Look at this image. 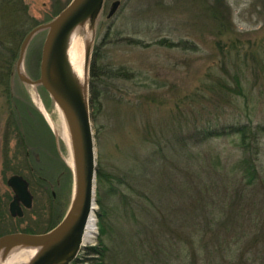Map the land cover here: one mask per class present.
Instances as JSON below:
<instances>
[{
  "label": "rangeland",
  "instance_id": "374dc122",
  "mask_svg": "<svg viewBox=\"0 0 264 264\" xmlns=\"http://www.w3.org/2000/svg\"><path fill=\"white\" fill-rule=\"evenodd\" d=\"M67 1L24 3L27 16L44 22ZM114 1H105L92 42L90 66L99 72L91 106L97 168L111 178L96 181L97 229L86 246L103 238L108 246L106 264L192 263L188 240L182 252L175 249L178 243L167 249L161 244L141 245L137 237L132 238L136 229L127 218V195L133 194L135 184L127 173L155 151L153 135L163 141L166 134L174 138L173 156L168 153L169 173L165 176L161 167L156 178H145L149 188H144L149 196L150 186L168 175L174 202L166 213L176 216L169 220L170 229L190 230L214 212L222 214L220 219L214 216V222L223 233L228 223L237 225L231 230L234 237L221 242L233 253L213 256L212 263L264 264V134L258 131L264 126V0H121L109 18ZM92 28L89 21L80 33L82 49L86 31ZM46 35L44 30L34 37L22 64L35 80L41 74ZM39 99L54 121L61 123L60 108L49 92L23 82L17 65L11 84H0V174L8 177L18 171L30 176L35 193L33 210L23 220L2 214L0 232L16 227L44 232L49 227L51 199L57 200L61 211L65 202L70 206L72 201L69 147L56 137ZM243 124L257 134L251 145L258 150L254 179L242 178L237 167L249 153L239 135L204 140L196 132L207 126ZM157 158L163 166V154ZM32 172L45 178H34ZM5 180L0 178V199L7 194L12 198ZM99 202L107 212L102 218ZM229 213L233 222L227 219ZM173 238L171 231L168 239ZM198 264L205 263L199 259Z\"/></svg>",
  "mask_w": 264,
  "mask_h": 264
},
{
  "label": "water",
  "instance_id": "95a60500",
  "mask_svg": "<svg viewBox=\"0 0 264 264\" xmlns=\"http://www.w3.org/2000/svg\"><path fill=\"white\" fill-rule=\"evenodd\" d=\"M105 1L71 0L54 19L33 28L23 40L17 61L20 79L34 86H43L67 118L75 152V167H71L74 175V190L66 215L50 231L13 232L1 236L0 251L3 252L4 260L9 256L10 247L15 242H22L28 248H37L27 264H69L77 257L81 248L86 246L85 234L91 215L97 209V160L88 81L93 46L91 44L86 54L87 95L73 77L66 56V46L71 31L79 23L90 21L94 29L96 18L103 9ZM120 5L121 0L113 2L108 13L109 18L117 12ZM44 30L47 31V35L42 48L41 74L40 78L35 80L27 74L26 77L23 75L22 64L29 44ZM95 34L94 29L93 40ZM55 135L57 137L56 132ZM8 185L15 193L10 203L11 214L23 216L21 203L26 208L33 206L29 183L23 176L16 174L9 178Z\"/></svg>",
  "mask_w": 264,
  "mask_h": 264
},
{
  "label": "trees",
  "instance_id": "16d2710c",
  "mask_svg": "<svg viewBox=\"0 0 264 264\" xmlns=\"http://www.w3.org/2000/svg\"><path fill=\"white\" fill-rule=\"evenodd\" d=\"M68 0L66 4H59V7H55L53 16H48L44 22H39L35 16H27L28 8L24 3V0H0V84L7 85L11 84V79L17 61L20 56V50L25 39L26 35L36 26L47 23L54 19L70 2ZM54 4V0H53ZM166 40H160V44H164ZM32 42V41H31ZM133 43L142 44L141 40H135ZM167 44V43H166ZM169 46L174 47L176 44L172 42L168 43ZM147 46V45H146ZM91 71V98L90 106L94 105V87L95 80L99 76V72L96 71L95 66L92 64L90 66ZM20 78V77H19ZM258 131L264 134V126L258 127ZM197 135L200 136L198 139H212L214 137H222L229 135H239L241 140V146L244 148L247 154L246 162L243 161L237 167L241 172H243V177L249 176L250 179H254V174L256 173L257 167L255 166V155L257 153V147H252L253 139L256 137V132L252 131L247 125H231V126H215V127H205L201 130H196ZM160 136L156 137L153 135L152 139L157 147L155 151L151 154L148 159H142L139 162V165L130 168V171L127 173V178H134L135 184H132L133 194L127 195V218L129 222L133 223L136 232L133 234L132 238L138 239V242L143 245L148 243L150 246H159L161 244L165 249L173 247L172 244L178 243L177 249L182 252L184 249V240H188L191 245V264H198V260L202 259L205 264H222L219 261L217 263H212L210 260L213 256H219L223 253L224 257L228 253H233V250H229L228 247L222 245L221 242L225 241L231 237L233 232L231 230H236L237 225L229 224L226 233H223V229L216 226L214 222V216L216 218H223L222 214L218 215L213 213L211 218L206 217L205 223H196L193 229L188 230H171L168 225L169 220L174 219L176 216L168 215L166 213L167 208H171L173 205L174 199L171 194L170 182L167 181V177L163 181L155 183L150 186L151 191L149 196L144 187L146 186L144 180L145 178H156L159 174L161 167L164 168V175L169 173V163L170 156L169 152L173 156V146L174 138H171L170 135L163 134L162 139ZM173 144V146H171ZM160 147H162L160 149ZM163 154L164 163L163 166L159 165L160 161L157 158V154ZM251 160V161H250ZM157 167V168H156ZM69 171V177L73 181V173ZM18 172V171H15ZM20 173V172H19ZM247 174V175H246ZM36 176V175H35ZM166 176V175H165ZM111 175L105 174L101 169L97 168V180L104 179L110 180ZM159 178V177H158ZM248 182L250 180L248 179ZM111 189V187H110ZM55 198L51 199V224L47 231H50L56 227L66 215L68 206L65 205L60 210V206L56 205ZM173 201V202H172ZM101 204V202H99ZM66 206V208H65ZM102 212L100 213L101 218L107 215L105 207L101 204ZM59 209V210H58ZM233 212V211H232ZM232 214H228L227 219L230 222H233ZM213 217V218H212ZM216 227V228H215ZM46 231V232H47ZM172 231L173 239H168V234ZM31 232V231H30ZM107 232L106 227L103 226L102 234ZM143 236L142 238H138ZM241 238H238L240 240ZM218 242V243H216ZM180 243V244H179ZM211 244H214V246ZM176 245V244H175ZM216 245V246H215ZM179 252V253H180ZM108 255V246L105 243L103 238H100L96 245H90L83 247L78 253L77 257L71 261L69 264H106V259ZM204 259H207L204 260Z\"/></svg>",
  "mask_w": 264,
  "mask_h": 264
},
{
  "label": "bare ground",
  "instance_id": "6f19581e",
  "mask_svg": "<svg viewBox=\"0 0 264 264\" xmlns=\"http://www.w3.org/2000/svg\"><path fill=\"white\" fill-rule=\"evenodd\" d=\"M88 21H83L79 23L70 33L67 39L66 46V56L68 59V64L73 74V77L79 84L81 88H83L85 94L88 92V81H87V69H86V54L88 48L91 46L93 42V34L94 29L92 28L90 31H86L84 36L82 49L79 42V36L83 29H86ZM23 75L26 77V73L22 70ZM39 103L41 108L44 110L45 114L48 117V120L56 132L57 136L63 139L69 147V156L66 157L67 163L71 167H75V152L73 149V142L71 138V133L69 126L67 124V118L64 112L60 109L61 114V123H56L52 116L45 110L44 105H42L40 99ZM97 207V206H96ZM96 211L91 215V219L88 224L87 232L85 234V242H91L95 238L96 233V221H95ZM22 242H15L13 246H11L9 250V256L4 260L3 252L0 251V264H27L30 260L31 255L37 251V248H28L23 245Z\"/></svg>",
  "mask_w": 264,
  "mask_h": 264
},
{
  "label": "flooded vegetation",
  "instance_id": "af4514ba",
  "mask_svg": "<svg viewBox=\"0 0 264 264\" xmlns=\"http://www.w3.org/2000/svg\"><path fill=\"white\" fill-rule=\"evenodd\" d=\"M33 172H34V170L33 169H31ZM32 172V173H33ZM16 174H18V175H21V176H23L27 181H28V183H29V189H30V191H31V193H32V195H33V206L31 207V208H26L22 203H21V206H22V208H23V216H13L12 214H11V211H10V203H11V201L14 199V196H15V193H14V191H13V189L8 185V180H9V178L12 176V175H16ZM34 174L35 173H33V176H34ZM0 178H6V184H7V186L12 190V198H11V195H9V194H7V196L5 197V198H2V199H0V210H1V212H0V223L2 222V219H3V217H2V214H4L5 215V213H7V216L9 217V218H11L12 220H23V218H25V215H26V213L28 212V211H32L33 210V207H34V197H35V193H34V189H33V182L31 181V177L30 176H28V175H26V174H22V173H19V172H14V173H12L11 175H9L8 177L6 176V175H3V174H0ZM34 178H45V177H41V176H39V177H36V176H34ZM42 181V183H45L44 182V180H41ZM40 181V182H41ZM56 194H55V192H54V196H55ZM3 199L4 200H6V201H4L3 202ZM10 199V200H9ZM48 214H49V220H47L46 221V223H49V226H50V223H51V207H49L48 208ZM2 225V224H1ZM49 228V227H48ZM47 228V229H48ZM47 229L44 231V232H46L47 231ZM1 230V229H0ZM3 232H0V237L1 236H3V235H5V234H9V233H13V232H25V233H44V232H39V231H36V230H34V229H30V228H19V227H16V228H14V229H6V230H2ZM31 231V232H30Z\"/></svg>",
  "mask_w": 264,
  "mask_h": 264
}]
</instances>
